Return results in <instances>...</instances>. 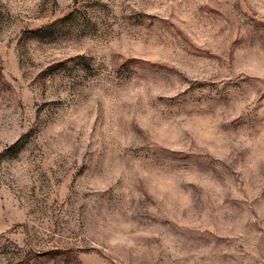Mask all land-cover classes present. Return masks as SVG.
Segmentation results:
<instances>
[{"label":"rangeland","instance_id":"obj_1","mask_svg":"<svg viewBox=\"0 0 264 264\" xmlns=\"http://www.w3.org/2000/svg\"><path fill=\"white\" fill-rule=\"evenodd\" d=\"M0 264H264V0H0Z\"/></svg>","mask_w":264,"mask_h":264}]
</instances>
